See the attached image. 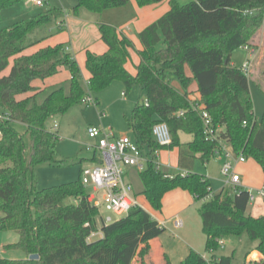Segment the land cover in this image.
I'll use <instances>...</instances> for the list:
<instances>
[{"label":"trees","instance_id":"16d2710c","mask_svg":"<svg viewBox=\"0 0 264 264\" xmlns=\"http://www.w3.org/2000/svg\"><path fill=\"white\" fill-rule=\"evenodd\" d=\"M21 1L0 0V13ZM135 1L145 7L164 0ZM128 3L129 0H76L71 12L76 15L82 8L100 14ZM168 4L169 10L138 34L142 49L137 51L139 64L134 76L125 69L129 51L134 49L131 40L111 24H98L107 51L102 55L86 52L88 90L99 93L115 81L123 84L126 93L135 86L142 89L148 106L144 102L137 104L126 120L147 157L139 178L141 194L153 210H161L167 192L187 191L197 202L206 200L199 215L207 253L216 252L223 237L246 233L252 241H258L256 250L264 257V217L246 214L248 191L232 196L229 190H223L211 196L205 177L194 173L172 176L157 162L159 151L174 148L179 149V166L189 171L198 153L203 163L210 161L218 143L205 140L200 110L194 109L197 104L209 114L214 127L223 129L220 139L230 145L233 153L253 159L264 175V116L256 119L248 76L232 63L233 53L249 47L262 28L264 0H192L185 4L169 0ZM44 7L45 11L30 19L0 30V231H15L18 241L8 247L21 249L26 256L21 260L0 259V264H130L140 244L164 232L148 212L132 209L112 224L102 226L99 239L88 241L96 232L99 211L89 202L80 179L60 186L37 187L38 167H62L64 163L57 157L59 136L46 129L47 121L81 105L85 93L80 68L64 44L22 55L36 44L31 40L36 31L58 20L59 29L62 27L65 13L48 7L47 0ZM12 58L9 73L2 75ZM186 66L191 77L185 74ZM61 67L70 72L68 93L58 87L49 90L41 103L35 101V96L17 100L18 96L36 91L34 80L50 78ZM171 76L185 90L196 83L199 99L174 89ZM162 122L172 137L168 147L158 146L152 137L153 126ZM17 124L24 127L23 133ZM25 134L30 139L29 154ZM180 134L190 136L191 141L182 144ZM67 199L74 204H65ZM31 255L39 258L30 260ZM211 261L231 264L232 258L212 257ZM181 264L207 263L191 252Z\"/></svg>","mask_w":264,"mask_h":264},{"label":"crops","instance_id":"0c3cea01","mask_svg":"<svg viewBox=\"0 0 264 264\" xmlns=\"http://www.w3.org/2000/svg\"><path fill=\"white\" fill-rule=\"evenodd\" d=\"M24 1L26 6L30 5L26 3V0ZM54 1L55 2L53 4L51 3L53 6L52 8L60 9L65 13L61 29H59L58 26L60 20L53 21L47 24L45 27L39 29L31 37V40L36 41V44L33 47L25 50L22 55H31L38 50L49 46L53 47L57 44H64L66 47V51L75 58L80 68L82 82H84V80L88 81L90 78V74L85 68L86 52L102 55L107 51V46L101 40L99 35V23H107L113 25L120 34L126 36L133 43L134 49L129 51L130 58L125 65V69L129 74L134 76L136 73L135 68L139 64L137 51L142 49V46L138 40V34L147 26L157 21L169 10V0H164L162 3L157 5H150L145 7H139L136 4L135 0H129V3L125 7L106 10L100 14L91 13L95 18L93 17L92 20H90V18L85 19V17H81V9L76 15L71 12V9L76 5V0ZM47 4L48 7H50L49 0H47ZM5 10L1 11L0 20L2 19V16L7 15L6 13L8 12H5ZM18 16L21 15L16 14L15 18H19ZM255 38L256 37L252 38L249 46L250 49L254 52V58L252 59L251 67L253 62L257 60V58H261L258 56L260 52L259 44L258 42H255ZM249 56L251 58L250 53ZM15 58L10 59L9 66L2 73V75H7L9 73L10 68L13 64V60ZM64 69L65 67L59 68V71L56 75L45 80H34L32 82V86L36 89V91L33 93L18 96L17 100L35 96V101L37 103H41L42 100H44V98L46 97L48 90L58 87H63L65 93H68L69 80L71 77L70 75L68 76V78H65V84H61L63 80H53ZM185 74L186 76L191 77L190 70L187 66L185 67ZM251 74L253 76V79L261 83L262 88H264V81L261 80V73L256 69L250 68L249 75ZM187 91L191 92V99H199L196 83L192 82ZM39 99H41L40 102H38ZM98 103L99 100L97 99V104ZM58 128L60 132V127ZM182 135L186 134H180L179 136L182 144H186L191 141L190 136ZM88 143H91V140H89L88 137L82 139L80 142H61L57 144L56 151L63 158H77L76 161H81V163L83 160L92 163V153L86 154L85 152H81L80 150V148L82 149V147H85V145ZM230 148V145H228L227 150H231ZM201 156L202 155L200 153L195 155L190 171L179 166L178 148L159 151L157 153V162L167 174L172 176L177 174L185 175L188 173H194L205 177L210 183L211 196H214L222 192L223 190H229L232 196L236 194L233 188L226 187L224 185L225 177L221 174V167L226 162H230L232 164L233 171L239 175L240 184L239 186L235 187L236 191H257L264 187V175L262 169L251 158H247L244 162H237L236 156H233L228 160L223 155H215L212 156L210 161H208L207 163H203L201 160ZM45 166L47 165L40 166L36 169V181L37 185L39 184V189L57 186V183H54L56 185H46L51 184L52 180L57 175H60L63 178L62 184L75 181V175L72 174V176H70L71 171L69 169L60 168L55 170L52 168H47L49 166ZM81 169L82 166H80L79 169L78 179H80ZM40 181H43L45 183L41 184ZM133 187L135 190L134 184ZM139 187H141L142 192L143 185L141 183ZM88 196L89 202L93 204L96 200L95 198L98 197V194H95L91 189V193H89ZM204 201L206 200L197 202L190 193L181 189H175L167 192L163 196L162 207L159 214L155 215L152 212L148 211L152 219L157 221L159 225L163 226V234L146 243L140 244L130 264H181V262L191 252L196 253L205 262L211 260L212 257L218 259L220 257H231L232 255L234 256V254H236V241L232 240L233 238L231 237L236 236H226L221 239L223 246L226 245V248H222L221 252H219V250L214 253H207L205 251L206 237L203 232L202 219L199 215L200 207ZM98 211L100 213V208ZM246 214L253 218L264 217V198L256 196L253 201H249ZM103 217L104 216H102V218ZM176 218L182 220L183 226L181 228H175L174 220ZM177 231L179 234H176ZM166 232L173 236V239H171L170 236H165L167 234ZM238 243H240V241ZM232 244L233 246H231ZM257 245L258 241L252 243L250 246H248L247 244V247L242 248L241 256L244 257L243 264H264L263 255H261L256 250ZM25 258L26 256L24 255L23 259Z\"/></svg>","mask_w":264,"mask_h":264},{"label":"rangeland","instance_id":"374dc122","mask_svg":"<svg viewBox=\"0 0 264 264\" xmlns=\"http://www.w3.org/2000/svg\"><path fill=\"white\" fill-rule=\"evenodd\" d=\"M180 4L188 3L192 0H177ZM54 0H49L50 7L52 8V4L54 3ZM52 3V4H51ZM45 11V7H36L32 4L26 6L25 1L22 0L20 3H18L14 8H8L5 10L7 15L2 16V19L0 20V29H4L6 27H9L17 21H22L26 19H30L32 16L39 12ZM81 17L92 18L94 17L93 14L89 13L85 9L81 8ZM21 13V14H20ZM19 14L21 16H18L19 18H15V15ZM95 18V17H94ZM255 42H258L259 44V57L257 58L252 64L253 69L258 70L261 73V80L264 81V23L262 28L254 35ZM161 47V45H159ZM252 61L249 52L245 50L244 48H240L236 50L232 55V62L237 68H241L244 63ZM70 75V72L65 67V69L58 74L53 80L54 81H61V84H65L64 80L65 78H68ZM249 80V90L253 102L254 107V114L258 120L262 119L264 116V88H262L261 83L258 81H255L253 79L252 74L248 75ZM88 81L84 80L82 82L83 84V90H86V83ZM170 84L171 86L176 89L177 91L181 93H191L188 92L187 88L186 90L181 86L180 82L173 76L170 77ZM49 91V90H48ZM122 93H125V96H122ZM93 98H97L99 100V103L97 104V101L94 105L89 106H83V105H76L72 109H70L66 114L64 115H58L54 116L51 119H49L46 123V129L50 132L57 133L59 136V143L61 142H67V141H78L80 142L82 139L86 138L87 136V129L90 127H96L104 130L110 129V132L115 137H123L126 136L131 140H135L134 133L128 128L127 126V120L130 118L132 110L137 104H143L144 102V93L142 89L138 86L133 87L130 91L126 93L124 86L121 82L115 81L113 82L109 87L106 89L100 91L99 93H92ZM42 99V98H41ZM41 99L38 100V102L41 101ZM101 113L103 115H101ZM62 118V119H61ZM57 124L60 127L57 130H53V125ZM18 131L20 133L24 132V127L21 125H16ZM186 136V135H182ZM25 143L27 145L28 151L27 154H29V135L25 134L24 136ZM58 143V144H59ZM85 147L80 148L81 152H85L88 154V152L84 149ZM79 150V152H80ZM82 154V153H81ZM58 160L63 161L62 167H47L52 169H69L71 171L70 176L72 174L75 175V181L78 180V174L80 166L82 168L90 167L92 164L86 160H83L82 163H78L79 161H76L77 158H63L60 156L59 153H57ZM36 174V173H35ZM57 175V174H56ZM127 179L135 185V192L138 197V201L142 205L143 209L147 212L150 211L155 215H158L160 211H155L151 209L148 205V202L146 198L141 194V187L140 186V178H139V172L136 169H131L127 172ZM45 179V177H44ZM63 178L60 175H57L51 182V184L46 185H56L54 183H57V186L62 185ZM74 182V181H73ZM40 183H45L43 181H40ZM66 183V182H65ZM71 183L67 182L66 184ZM132 184V185H133ZM142 184V183H141ZM39 185V184H38ZM37 187L39 188V186ZM87 194L91 193V188L86 187ZM102 193L98 194L97 199L101 201ZM65 204L70 205L74 204V201L72 199H67ZM108 213L105 211L103 207L100 208L99 216L96 219V234L93 237H90L88 241H95L101 237V228L103 226L102 223V216H107ZM0 213V217H1ZM167 233V232H166ZM176 234H179L178 231ZM165 236H170L171 239H173V236L170 234H166ZM232 240H235V248H236V254L234 256L232 255V264H243L244 257L241 255L242 248L250 246L252 243H255L257 241H252L250 238H248L246 233H243L240 237H231ZM18 241V234L15 231H0V259H7V260H21L24 258L25 253L21 249H12L8 246L15 244ZM240 241V243H238ZM233 246V244L231 245ZM225 249L226 245L223 246V243L219 246V252H221V249ZM250 249V248H249ZM248 249V251H249ZM204 251V246H203ZM223 251V250H222ZM218 252V253H219ZM204 253V252H203Z\"/></svg>","mask_w":264,"mask_h":264},{"label":"built area","instance_id":"2783aa9c","mask_svg":"<svg viewBox=\"0 0 264 264\" xmlns=\"http://www.w3.org/2000/svg\"><path fill=\"white\" fill-rule=\"evenodd\" d=\"M27 4H32L36 7H44L45 0H26ZM251 55V60L254 58V52L250 47H244ZM66 50V49H65ZM251 62L243 64L241 70L248 76L250 74ZM86 90L81 101V105L89 106L96 103L92 93L88 90V82ZM122 96H125L123 93ZM145 106L148 103L144 102ZM194 109L200 110V118L203 126V135L206 141L217 142L218 147L214 150L213 156H224L226 159H231L236 156L232 149L227 150L228 143L220 139V134L223 131L221 127H214L209 114L206 111H201V107L196 104ZM101 115H103L101 113ZM183 113L180 112L179 116ZM245 125V123H243ZM58 125H53V130L58 129ZM87 137L91 143L85 145V150L92 153V165L81 169L80 181L86 188L90 187L95 194L102 193L101 201L97 198L91 204L99 208L103 207L108 213L107 216L101 218L103 226L112 224L116 220L126 216L130 210L135 208L143 209L135 194L132 183L127 179V172L131 169H136L138 172L145 170L147 165V157L135 141L126 136L115 137L110 129L104 130L96 127L87 129ZM152 137L154 142L160 147H168L171 145L172 137L166 123H157L153 126ZM246 160L242 155L236 156L237 162ZM159 165V164H158ZM160 166V165H159ZM221 174L225 177L224 185L231 187L236 193L235 187L239 186V175L233 171L232 164L226 162L221 167ZM249 201H253L256 196L264 198V187L257 191H249ZM144 210V209H143ZM163 227L162 225H160ZM175 228L183 226L182 220L176 218L174 220ZM96 233H91L93 237ZM222 240L219 241V246ZM207 264H216L209 260Z\"/></svg>","mask_w":264,"mask_h":264},{"label":"water","instance_id":"95a60500","mask_svg":"<svg viewBox=\"0 0 264 264\" xmlns=\"http://www.w3.org/2000/svg\"><path fill=\"white\" fill-rule=\"evenodd\" d=\"M39 257H38V255H31V256H29V259L30 260H37Z\"/></svg>","mask_w":264,"mask_h":264}]
</instances>
